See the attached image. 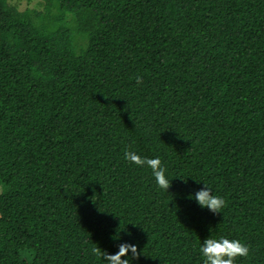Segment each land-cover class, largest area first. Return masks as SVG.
Segmentation results:
<instances>
[{
  "label": "trees",
  "instance_id": "obj_1",
  "mask_svg": "<svg viewBox=\"0 0 264 264\" xmlns=\"http://www.w3.org/2000/svg\"><path fill=\"white\" fill-rule=\"evenodd\" d=\"M43 1L0 0V264H264V0Z\"/></svg>",
  "mask_w": 264,
  "mask_h": 264
},
{
  "label": "clouds",
  "instance_id": "obj_2",
  "mask_svg": "<svg viewBox=\"0 0 264 264\" xmlns=\"http://www.w3.org/2000/svg\"><path fill=\"white\" fill-rule=\"evenodd\" d=\"M141 82V78L137 77V83ZM125 159L137 166L150 168L158 186L168 192L171 181L166 176L167 169L162 165L160 158H146L133 151H126ZM189 198H194L202 208L206 207L214 214L221 213V209L227 206L225 199L214 194L207 184L194 196L190 194ZM101 250L100 247L91 249L92 254L102 257L106 264H130L129 259H122V257H126L129 252H131V258L134 259H139L141 255L137 246L129 243L120 244L119 251L115 254H108ZM249 251V247L240 240L224 237L219 239L208 237L200 247V252L204 258L203 264H235L238 257H247Z\"/></svg>",
  "mask_w": 264,
  "mask_h": 264
},
{
  "label": "rangeland",
  "instance_id": "obj_3",
  "mask_svg": "<svg viewBox=\"0 0 264 264\" xmlns=\"http://www.w3.org/2000/svg\"><path fill=\"white\" fill-rule=\"evenodd\" d=\"M11 5L16 6L20 11L36 10L38 12L44 11L43 0H8ZM1 191V188H0Z\"/></svg>",
  "mask_w": 264,
  "mask_h": 264
}]
</instances>
